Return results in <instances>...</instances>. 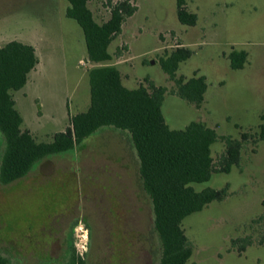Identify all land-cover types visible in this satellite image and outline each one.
<instances>
[{"label":"rangeland","instance_id":"rangeland-1","mask_svg":"<svg viewBox=\"0 0 264 264\" xmlns=\"http://www.w3.org/2000/svg\"><path fill=\"white\" fill-rule=\"evenodd\" d=\"M107 0H89L97 22L109 17ZM117 0H112L114 3ZM135 12L109 45L123 84L137 87L148 77L170 92L173 80L159 65L177 47L193 50L176 77L204 75L200 108L166 94L161 111L170 128L193 120L220 135L240 138L264 125V0H187L197 15L181 24L175 0H130ZM66 0H0V45L31 44L38 63L26 84L13 91L22 128L50 141L71 115L89 105L88 62L79 25L65 16ZM244 50L243 67L232 69L228 54ZM4 148L0 140V154ZM224 149L211 145L217 165ZM196 190L228 186V195L186 216L182 228L192 242L187 264H264V140L245 142L239 163L193 183ZM250 236L243 251L231 240ZM0 254L11 264H157L160 243L151 201L143 189L138 159L127 133L105 127L74 149L43 157L14 181H0Z\"/></svg>","mask_w":264,"mask_h":264},{"label":"trees","instance_id":"trees-1","mask_svg":"<svg viewBox=\"0 0 264 264\" xmlns=\"http://www.w3.org/2000/svg\"><path fill=\"white\" fill-rule=\"evenodd\" d=\"M66 1L65 16L81 28L87 60L93 64L88 70L89 105L85 111L71 115L69 125L55 132L50 141H37L29 130L22 128L23 119L12 96L13 91L26 84L28 74L38 63L35 49L17 40L0 45V140L4 142L0 181L8 183L25 176L43 157L70 151L102 128L125 132L138 159L143 189L152 204L153 227L160 243L157 264H187L194 246L182 228L183 219L228 195L226 185L196 190L192 184L209 180L213 173L230 172L238 165L245 142L264 140V125L259 126L258 132H241L240 138L220 135L215 128L197 120L181 129L170 128L161 111L166 94L176 95L196 108L204 101V75L176 77L179 63L188 59L193 50L180 46L159 58L161 69L175 83L170 92L148 77L137 87L128 88L122 83L120 70L108 64L112 58L108 48L136 6L130 0H107L109 17L97 22L88 7L89 0ZM186 2L175 0L176 16L181 24L192 26L197 15L188 11ZM246 56L244 50L231 51L230 67L242 68ZM216 141L224 144L217 165L211 155V145ZM258 243L264 245V231ZM251 244L250 236L231 240L238 251ZM83 263L79 255H73L65 264ZM0 264L11 263L0 254Z\"/></svg>","mask_w":264,"mask_h":264},{"label":"crops","instance_id":"crops-1","mask_svg":"<svg viewBox=\"0 0 264 264\" xmlns=\"http://www.w3.org/2000/svg\"><path fill=\"white\" fill-rule=\"evenodd\" d=\"M122 83H123V81H122ZM129 88V87H128ZM22 119H23V117H22ZM33 135V134H32Z\"/></svg>","mask_w":264,"mask_h":264}]
</instances>
